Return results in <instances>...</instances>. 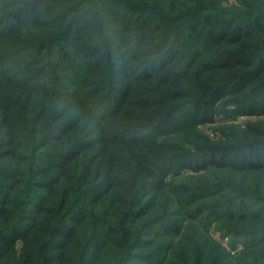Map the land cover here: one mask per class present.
Masks as SVG:
<instances>
[{
	"label": "trees",
	"instance_id": "1",
	"mask_svg": "<svg viewBox=\"0 0 264 264\" xmlns=\"http://www.w3.org/2000/svg\"><path fill=\"white\" fill-rule=\"evenodd\" d=\"M141 18L127 21L119 33L129 45L131 63L108 81L104 55L95 46L98 67L85 75V89L76 98L52 92L39 72L30 81L14 80V87L0 80V160L10 157L20 165L1 176L0 264H89L98 233L83 226L84 204L105 195H112L110 210L103 212L107 241L125 250L149 245L143 237L157 225L167 234L180 231L178 222L165 216L172 202L186 205L184 217L204 227L217 216L238 221L264 217V194L246 191L193 207L204 190L227 189L224 180L196 188L168 184L169 175L182 168L264 171V54H258L255 28L242 15L219 19L208 13L192 27L212 50L210 58L201 60L204 50L186 56L169 37L159 38L152 18ZM200 23L208 31L203 33ZM37 24L46 26L43 20ZM59 24L54 23L53 31L60 30ZM53 36L50 31L46 39ZM39 56L27 70L43 62ZM131 76L134 80L126 82ZM186 110L203 123L214 122L217 114L263 119L245 123L238 134L243 140L235 145L205 144L188 151L181 138L159 139L165 120ZM45 115L54 123L38 132L35 125ZM22 176L49 196L40 195L21 208L20 194L13 190L23 189L17 186ZM161 193H166L164 213L131 234V225L146 215L149 198ZM251 199L255 206L250 214ZM203 209L209 210L205 216ZM236 233L264 243L263 225Z\"/></svg>",
	"mask_w": 264,
	"mask_h": 264
},
{
	"label": "rangeland",
	"instance_id": "2",
	"mask_svg": "<svg viewBox=\"0 0 264 264\" xmlns=\"http://www.w3.org/2000/svg\"><path fill=\"white\" fill-rule=\"evenodd\" d=\"M259 2L260 0H0V80L14 87V80L26 78L30 81L32 75L39 72L43 73L39 80L51 88L52 92L76 98L85 89V75L98 67L93 53L95 46L100 47L104 55L103 68L108 81L114 71L131 63L129 45L119 39V33L127 21L141 20L143 14L155 21L159 27V38L169 37L173 46L186 56L193 52L200 54L204 50L199 56L201 60L210 58L212 50H207L205 40L195 35L193 25L208 13H213L219 19L242 15L260 37L258 54H264V6H259ZM259 13H262V17ZM40 20L45 22V27H39L37 22ZM56 21L60 22L59 31H53ZM199 27L203 33L208 31L204 23H200ZM50 31L54 36L46 39ZM39 54L44 56V60L30 72L27 66L36 63L37 58L42 57ZM184 69L188 70L185 66ZM133 80L134 76H131L126 82ZM99 86L101 83L97 86L101 88ZM35 96L37 95L34 94L33 98ZM32 115L34 113L29 114L31 117ZM262 119L257 115H239L230 119L217 114L214 122L203 123L186 110L172 114L165 120L159 139L181 138L188 151H195L205 144L235 145L243 140L242 135L238 134L245 123H258ZM53 123L45 115L35 125L36 130L43 132ZM245 141L256 142L253 139ZM17 165L10 157L0 160V185L2 173L14 171ZM20 180L22 181L17 186L23 189L18 193V188L15 187L13 194H20L18 199L21 200V208H28L40 195L49 196L46 189L29 181L27 176H22ZM221 180L229 183L227 189L219 192L202 190L203 194L198 196L193 207L223 202L230 194L235 195L240 191L264 194V171L234 172L230 169L207 168L197 172L182 168L169 175L168 184L172 186L183 183L196 188ZM111 200L112 195H105L98 202L84 204L83 226L91 233L94 230L98 233L90 247L89 264H211L213 261L218 264H264V243H255L252 237L236 233L264 226V217L250 215L244 221H238L217 216L211 218L204 227L199 221L184 217L186 205L179 207L172 202L165 216L177 221L180 231L167 234L161 232L157 225L143 237L144 240H150L149 245L125 250L113 246L105 235L106 213L103 212L110 210ZM165 200L166 193L151 196L146 215L131 225V234L132 230L145 228L146 224L161 216ZM249 203L251 206L247 212L251 214L255 202L251 199ZM208 211L203 209L202 214L205 216Z\"/></svg>",
	"mask_w": 264,
	"mask_h": 264
}]
</instances>
